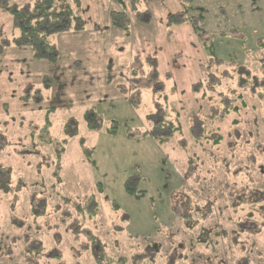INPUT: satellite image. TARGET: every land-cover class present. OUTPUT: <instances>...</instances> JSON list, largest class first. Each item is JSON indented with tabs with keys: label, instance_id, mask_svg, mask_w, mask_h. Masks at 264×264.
<instances>
[{
	"label": "rangeland",
	"instance_id": "rangeland-1",
	"mask_svg": "<svg viewBox=\"0 0 264 264\" xmlns=\"http://www.w3.org/2000/svg\"><path fill=\"white\" fill-rule=\"evenodd\" d=\"M37 1L0 0V264H264V0H55V62Z\"/></svg>",
	"mask_w": 264,
	"mask_h": 264
},
{
	"label": "trees",
	"instance_id": "trees-1",
	"mask_svg": "<svg viewBox=\"0 0 264 264\" xmlns=\"http://www.w3.org/2000/svg\"><path fill=\"white\" fill-rule=\"evenodd\" d=\"M120 4L124 2V0H117ZM55 0H38L34 10L31 11V9H28L27 7H20L17 5H9L6 4L5 7L10 10V13L12 17L14 18V26L19 30L20 34L16 38V44L22 45V46H29L34 54V58L37 60H46L50 62L56 61V54H58V48L57 44L53 41L51 38L52 35L55 34H63L69 30H81L84 29V21L81 17L74 15L72 11H68L62 9L58 10L56 6ZM117 17H119V20H121L122 17L126 16L125 11L123 13H116L114 14ZM171 18H173V15H171ZM78 20L80 21L79 26H77ZM114 26L121 27L122 25L118 20H115L113 23ZM78 27V28H77ZM128 27L125 26V29ZM239 75L242 80H246L249 82V85L251 89L255 92V94L259 95V100L261 102H264V96H263V90H264V83L261 82V80H252V76L250 74H241L239 72ZM256 77V75H255ZM254 76L253 78L256 79ZM227 78V77H226ZM233 81L235 82V77H230L226 79V81ZM224 82H222L223 84ZM220 83L214 84L212 86V90H216V86H219ZM249 85H245V90L249 89ZM238 89L236 87L231 89L230 93H227L225 91H220V93H223L228 97V99L235 100L236 96H233L232 93L236 92ZM223 102V100H222ZM231 109H234L236 112L237 109L235 106H232ZM150 126L154 128H171V122L169 123L166 121L165 116L162 117L161 121L158 123H154L152 119H148ZM171 124V125H170ZM171 131V129H170ZM149 135H151L149 132H147ZM153 138H156L159 142L164 143L167 141V137H163L161 134H152ZM221 140L218 139L216 142L219 143ZM224 164L228 165V162L225 161ZM242 165V163H241ZM128 192V191H127ZM130 192V191H129ZM131 194L134 192H130ZM250 202H240L235 208H240L241 206L245 204H249ZM252 204V203H251ZM83 209V212H85V209ZM90 212V211H89ZM93 216H96V209L93 210V212H90ZM252 213V212H251ZM251 215V214H250ZM192 217H182L183 222L189 223L192 220L190 219ZM186 225V224H185ZM187 228L190 229V227L187 225ZM92 235V234H91ZM94 242L96 241V236H93ZM59 257H56L55 259H58Z\"/></svg>",
	"mask_w": 264,
	"mask_h": 264
}]
</instances>
